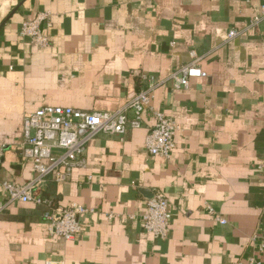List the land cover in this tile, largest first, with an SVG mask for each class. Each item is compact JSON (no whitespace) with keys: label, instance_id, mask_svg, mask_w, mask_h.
I'll return each mask as SVG.
<instances>
[{"label":"crops","instance_id":"0c3cea01","mask_svg":"<svg viewBox=\"0 0 264 264\" xmlns=\"http://www.w3.org/2000/svg\"><path fill=\"white\" fill-rule=\"evenodd\" d=\"M264 0H0V179L34 176L20 161L25 115L43 106L114 111L139 91L178 125L169 158L151 155L152 117L86 146L85 166L42 195L93 211L78 238L48 231L43 205L14 202L0 214V264H264ZM39 12L48 37L19 36ZM231 29L239 31L228 38ZM195 51L206 77L176 88L170 75ZM162 191L171 211L164 240L141 221ZM0 189V202L5 200ZM207 206L214 213L208 212ZM217 215L225 220L220 223Z\"/></svg>","mask_w":264,"mask_h":264},{"label":"built area","instance_id":"2783aa9c","mask_svg":"<svg viewBox=\"0 0 264 264\" xmlns=\"http://www.w3.org/2000/svg\"><path fill=\"white\" fill-rule=\"evenodd\" d=\"M49 17L47 12H39L32 19L21 23L18 34L33 44L47 46L48 37L41 30V23ZM264 18V5L260 17H254L255 25ZM239 31L231 29L228 38ZM191 61L174 71L169 79L176 88H188L189 81L195 77H206L207 73L199 66L195 51H190ZM153 84L139 91L126 103L114 111H87L71 106H43L25 115L23 120V139L18 146L21 163L30 161L34 176L23 184L0 179V189L5 192V200L0 202V214L8 211L14 202H33L43 205L48 200L42 195V184L54 176L57 183L65 181L76 166H85L87 143L100 133L118 135L121 139L128 130L142 126L148 113L153 124L149 127L145 139L146 150L153 156L169 158L174 148L177 123L162 111L151 105L152 90L162 82L151 79ZM4 153V144L0 141V163ZM208 212L214 213L207 206ZM93 211L78 203L66 206H54L44 213L48 231L51 235L65 240L78 238L83 231L80 220L85 213ZM220 223L225 220L217 215ZM171 211L168 199L162 191H155L146 200L145 211L141 215L144 230L155 239L164 240L170 231ZM262 236L264 237V231ZM264 248V244H261ZM45 264H52L47 260ZM237 264H262L255 256Z\"/></svg>","mask_w":264,"mask_h":264},{"label":"trees","instance_id":"16d2710c","mask_svg":"<svg viewBox=\"0 0 264 264\" xmlns=\"http://www.w3.org/2000/svg\"><path fill=\"white\" fill-rule=\"evenodd\" d=\"M44 197L48 200L46 203L43 204V206H44L45 208H47V210H48L49 208H52V207L56 206V203L53 201L52 198H49V197H46V196H44Z\"/></svg>","mask_w":264,"mask_h":264}]
</instances>
